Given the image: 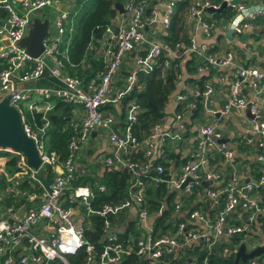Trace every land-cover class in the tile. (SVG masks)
Here are the masks:
<instances>
[{
    "label": "built area",
    "instance_id": "2783aa9c",
    "mask_svg": "<svg viewBox=\"0 0 264 264\" xmlns=\"http://www.w3.org/2000/svg\"><path fill=\"white\" fill-rule=\"evenodd\" d=\"M17 1L19 13L15 12L10 0H0L3 12L0 16V99L7 96L9 105L20 113L24 131L33 140L41 164L37 170H32L20 153L0 148V154L6 152L16 156L17 171L8 178L10 184L15 185L25 177L28 186L35 190L26 198L31 203L20 217L15 215L14 208L0 207V264L14 261L16 264L28 261L32 264H68L67 256L75 255L80 249L85 255L82 264H126L130 259L134 260L130 264H207L208 256L214 252L226 257L240 244L246 252L264 245V151L249 154L247 149L240 150L252 146L255 150L264 148V52L256 49L257 44L264 46V38L254 40L252 35L253 21H264V12L245 16L238 30L229 29L231 21L242 15V10L256 6L264 8L263 0H189L183 15L186 41L177 40L171 46L163 37L167 35L174 3L180 0L155 3L124 0L123 11L112 24L105 26L99 40V43L102 39L105 42L98 48L103 70L97 73L96 79L85 83L63 71L62 58L66 60V49L59 52L58 45L68 12L62 10L56 16L57 35L52 39L44 36L43 51L30 57L19 41L26 35L28 21L34 12L53 6L55 0ZM222 3L230 15L212 17L221 12L217 9ZM206 9L211 11L206 12ZM155 24L159 26L162 41L148 33ZM215 34L217 38H214ZM139 51L142 55H138ZM127 56L133 68L126 72L124 86L111 93L112 79ZM191 56L195 60L194 75L183 69L184 61ZM255 56L258 65L253 64ZM159 57H162L161 77L164 70L176 73L180 68V73L175 76L178 88L169 98L176 109L173 125L176 124L179 130L186 129L181 109H196L195 99L207 116L206 121L196 127L192 151L179 158L181 162L176 166L166 159H163L166 167L154 164L158 156L162 158V147L170 136L161 132L160 123L154 124L140 139L132 135L130 125L141 111L134 99L127 100L123 106L125 121L119 130L113 129L114 115L104 107L105 104L120 107V100L132 87L138 91L136 71L159 66ZM217 69L225 70L224 75L216 73ZM45 72L57 83L29 85L42 78ZM201 74L206 75V80L201 88L193 85L189 92L191 100L186 102L188 95L182 82ZM214 82L227 83L225 99L218 107L212 105L216 93ZM245 90L249 92V98L243 95ZM55 101L80 108V113L72 109L68 121L72 135L66 144V157L60 164L57 153L44 146L45 132L50 124L48 114ZM19 103L25 107V113ZM34 114L38 115L39 123L35 122ZM231 114L244 116L248 124L238 142L225 139L231 131L225 129L223 119ZM91 132L104 133L109 144L110 154L103 156V165L126 171L129 175L125 196L117 202L97 207L90 204L93 198L90 184H72L87 174L84 166L76 165L75 158ZM153 142L154 146L160 145L154 159L150 155ZM139 152L143 160L135 157ZM243 158H252L258 167L256 177L239 182L236 171L243 164H238ZM4 160L5 157L0 155V173L4 171ZM209 163L213 164L212 168ZM46 165L51 169L58 168L49 181L38 176ZM145 178L155 185L163 184L177 197L169 210L159 207V215L163 208L167 209L161 224H157L156 219L145 232L119 239L111 231L110 217L113 219L132 209L138 226L146 224L150 218L142 181ZM204 182L207 185L202 187ZM96 188L98 192L104 191L102 184H96ZM205 202L210 204L211 214L203 208ZM81 208L84 214L80 213ZM94 216L102 219L99 241L103 244L99 251L85 238V231L93 229ZM256 221L257 231L254 230ZM234 236L237 241L232 244L230 240ZM221 244L225 245L217 251ZM16 249L19 251L15 252ZM200 254L202 259L198 262ZM241 264H264V255Z\"/></svg>",
    "mask_w": 264,
    "mask_h": 264
},
{
    "label": "trees",
    "instance_id": "16d2710c",
    "mask_svg": "<svg viewBox=\"0 0 264 264\" xmlns=\"http://www.w3.org/2000/svg\"><path fill=\"white\" fill-rule=\"evenodd\" d=\"M188 1L189 0H180L174 3L167 35L163 37L166 44L170 46L177 40L186 41L187 31L183 27V15ZM213 1L219 2L220 0ZM116 2L122 4L124 0H85V2L79 6L78 10L75 11L72 25L64 26L58 49L59 52L66 49V60L62 58L63 71L66 74L75 76L85 83L89 79H96L97 73L103 70V61L98 51V44L99 40L102 38L105 26L112 24L113 20L117 17L118 13L114 8ZM220 11L219 13H214L212 17L219 18L230 15V11L227 8H223ZM138 55H142V51H139ZM194 61V57L191 56L183 63V69L189 75H194ZM161 62L162 57H159L157 60L159 66H152L148 71H136L137 82L140 89L136 91L135 88L132 87L119 103V108L122 112L126 101L134 99L141 110L140 113L137 114L135 122L130 125L131 133L136 139L145 136L154 124L160 123L164 116V110L168 99L176 91L177 81L175 76L177 73H180V68L176 70V73H173L171 70H164V75L161 77ZM212 71L213 70L210 72ZM206 78L205 74H201L196 78L191 76L188 78V82L193 85L196 84L201 88ZM39 80L42 83L46 82V80H41V78ZM181 105L182 104L178 105V110ZM195 106L196 109L199 106L201 107L197 99H195ZM74 107L75 106L70 104L55 101L52 110L48 114L50 124L45 132L44 146L48 151L53 150L57 153L58 163H61L67 154L66 144L72 135V131L68 126V121ZM104 107L112 109L108 104H105ZM33 118L36 123H39L37 114H34ZM0 155L5 157L2 163L4 171L0 173V207L13 208L20 205H27L28 203L22 195V192H28L30 190L25 181V177L21 182L15 185L8 182L9 176L12 177L14 172L17 171L15 166L16 156L6 152ZM135 157L141 160L144 159L141 152L135 154ZM154 161V164L159 163L163 167L167 165L160 157ZM44 171L46 175L43 179L49 181L52 178L50 166L46 165ZM128 179L129 175L126 171L116 168L104 169L100 178L97 179V184H102L104 186V191L98 192L96 185L95 188L91 187L93 189V198L90 202L91 206L97 207L104 203H114L121 200L126 194ZM80 180L84 183L89 182L90 184L94 181L87 176L79 178L77 182ZM148 180L149 179H144V181ZM9 187L11 190H8ZM145 197L147 207L152 213L158 211L162 202L167 209H169L172 192L167 190L163 184L153 186L152 183L149 182L145 188ZM166 212L165 210L161 212L157 224L162 223L167 214ZM110 219L112 220V217H110ZM92 222L93 229L91 231H85V238L89 243L94 245L97 251H99L103 244V241H99L102 234V219L98 216H94L92 217ZM119 239H122V236H120ZM230 241L232 244H235L237 238L234 236ZM224 245L225 244L219 245L217 251L224 247ZM84 256L83 250L80 249L75 255L67 256L66 261L68 264H82ZM197 258L198 262H200L202 255H198ZM232 260V253H229L226 257H221L217 252H214L208 256L207 264H232ZM133 262L134 260L130 259L126 264Z\"/></svg>",
    "mask_w": 264,
    "mask_h": 264
},
{
    "label": "crops",
    "instance_id": "0c3cea01",
    "mask_svg": "<svg viewBox=\"0 0 264 264\" xmlns=\"http://www.w3.org/2000/svg\"><path fill=\"white\" fill-rule=\"evenodd\" d=\"M149 1H150V3H155L158 0H149ZM73 6H74V0H55L53 6L51 8L54 11L58 12V11H62L63 9H68L70 7H73ZM38 14H39V12H34L32 17H38L40 19H45V18L39 17ZM152 31L148 30V33L150 32L154 38H157V40L162 41V38L159 34V26L156 24L153 25ZM252 35H253L254 40L261 38V37L264 38V21L262 19H257L255 21H253ZM214 38H217L216 34H215ZM104 43L105 42L102 39L100 41V45L104 44ZM98 47H100V46H98ZM256 49L258 52H261V51L264 52V46H259L257 44ZM252 61H253L254 65H258L257 56L253 57ZM131 68H133V65H132V62L130 60V57L127 56L124 59V61L122 62L117 73L114 75V77L112 79L111 88H110L111 93L115 92L116 90H118L119 88H122L124 86L123 78H124L126 72L128 70H130ZM224 71L225 70L217 69L216 73L220 72L221 75H224ZM212 72H214V71H212ZM225 78L228 79L227 76H225ZM41 80H46V82L42 83V82H40V80H36L34 82H37L40 85H44V84L45 85H52L53 83H57L56 80H54L52 77H50L47 72L44 73ZM182 83L184 84L183 88H185L184 92H186L188 95L187 100H186V102H188L191 100V98L189 97V92H190V89L193 87V84L192 83L190 84L188 82V78H186L185 81H183ZM214 83H215L216 93L213 97V104L212 105H213V107H218L225 99L227 83L226 82H223V84H221L219 82H214ZM35 86H37V84ZM177 88H178V84L176 85V90H177ZM243 95H245L246 97L249 98V92L247 90H245L243 92ZM74 109L76 112L80 113V108L78 106H75ZM110 110L113 113L114 118H115V122L113 123V129L114 130L121 129L123 126V123L125 121L124 111L121 112L119 107H117V108L112 107V109H110ZM175 110L176 109L173 108L172 100L168 99V102H167L165 110H164V116L160 121L161 132H167L170 135V136H168L166 144H164V146L162 147V149L165 151V152L163 151L162 159L168 160L174 166L180 164L179 162H181V161L179 160V158H182L183 156H187L188 154H190V152L192 151V148H193L192 143H193V139H194L195 134H196V130H197L196 127L199 124H202L207 119V116H206L204 121L199 122L196 125L194 120H195L196 115H197V109H194V110L186 109V108L181 109V113L183 114V116H182L183 122L186 126V129L185 130H179L177 128L176 124L173 125L174 121H173L172 117H173ZM223 122H224L225 129L227 131H231L230 136L228 138L225 137V139H229V140H227L228 142H230V141L238 142L239 136L246 129L245 127L248 126L247 121L244 118V116H239L238 114H231L230 116L225 118V120L223 119ZM98 136H99L98 132L96 134L95 133L91 134L88 138V141L81 148V150L77 153V156L75 158L76 165L84 166L86 171H87V174L83 177L87 176L89 178H92L94 180V181H92V184H95V185L97 184V179L100 178V175L103 172V170L106 169V167L102 163V158L104 155L110 154V148H109L108 142L106 141V138L103 136V137H100L97 139ZM92 142L98 143L97 149L94 151H92V148H91ZM159 146H160L159 144H158V146L156 144L154 146V142H153V147L151 148V151H150V155H151V157H153V159L158 156L157 151H159V149H158ZM246 149H247V152L249 154H252L255 151H261V152L264 151V148L260 149V150L259 149L255 150L254 146L249 147V148H243L240 150H246ZM243 159L244 160H242V161L240 160L238 163L239 165L241 162L243 164L241 166H239V168L236 171L237 172V178H238L239 182H244L248 179L256 177V171H257L256 168L258 167L257 164L254 163V160H252V158L251 159L243 158ZM209 166H210V168H212L213 164L209 163ZM56 168L51 169V173H52L51 177H53L54 174L56 173ZM219 170L222 171L221 169H219ZM43 171L41 170V172H39L40 174H38V176L45 178L46 174ZM17 179H19V178H17ZM78 179L79 178L74 180L77 184H78V182H77ZM145 179H147V178H145ZM142 181L144 182L143 186H144V192H145V188H146L147 184L150 182V180H148V181L142 180ZM8 182L11 183L10 180H8ZM86 183L88 185L90 184L89 182H86ZM92 184H90V187ZM152 185L154 186L155 184L152 183ZM204 186H206V185H203L202 187H204ZM24 192H25V194L24 195L22 194V195L24 196V199L28 204L13 207L14 213L17 217H20L22 215V213L24 212V210L26 209V206L30 205L31 202L29 200H26V198L30 197L31 194L35 192V190L33 188H30V190L28 192H26V191H24ZM173 193L174 192H172V199L170 200V206H172L174 199L177 197V195H175ZM191 202L193 203V201H191ZM207 203L206 202L203 203L202 206L205 209V211L207 210L208 214H211L212 212L209 211V209L211 210V206H210V204L208 205ZM65 206H81V205L65 204ZM161 206L166 207L163 204V202L161 203ZM204 206H207V207H204ZM164 210L166 211L167 209L163 208L161 210V212ZM157 213H158V211L152 212L150 215V218L148 219L146 224H141L140 226H138L136 224L135 212L132 209H127V210L121 212V214L119 216L113 217V219L111 220V223H112L111 224V226H112L111 231H113L118 237L122 236V238H126L130 235L137 233V232H145V230L148 227L152 226L154 221L156 219H158L159 214H157ZM258 220L260 221V218ZM257 225H258V222L256 221V223L254 224V226H255L254 230L255 231L258 230ZM18 251H19V249H16L15 252H18ZM9 264H16V263L14 261V262L9 263ZM25 264H32V263L28 261Z\"/></svg>",
    "mask_w": 264,
    "mask_h": 264
},
{
    "label": "water",
    "instance_id": "95a60500",
    "mask_svg": "<svg viewBox=\"0 0 264 264\" xmlns=\"http://www.w3.org/2000/svg\"><path fill=\"white\" fill-rule=\"evenodd\" d=\"M223 7L224 4L222 3L217 11L219 12ZM114 8L118 14L123 11L122 4L119 2L114 4ZM207 11L210 12L211 10L207 9ZM2 13L0 8V16ZM28 24L27 33L19 41V45L24 48L27 55L36 57L43 51L42 38L47 33L48 21L47 19L32 17ZM93 133L91 132V134ZM0 148L20 153L24 157L26 165L32 170H37L40 167L41 162L35 144L24 131L20 113L15 107L9 105L7 96L0 99ZM203 185H207V183L204 182ZM7 221L10 222V219ZM262 255H264V245L256 246L246 252L244 246L240 244L233 252L232 264H241Z\"/></svg>",
    "mask_w": 264,
    "mask_h": 264
},
{
    "label": "rangeland",
    "instance_id": "374dc122",
    "mask_svg": "<svg viewBox=\"0 0 264 264\" xmlns=\"http://www.w3.org/2000/svg\"><path fill=\"white\" fill-rule=\"evenodd\" d=\"M85 2V0H74V6L73 7H70L68 9H63V10H66L68 12V15L66 17V19L63 20V27L65 25H72V21H73V18H74V15H75V11L78 10L79 6L81 4H83ZM10 4L11 6L13 7V9L15 10L16 13H19L21 10L18 8V1L17 0H10ZM52 7V6H51ZM51 7L49 6H46V7H43L40 12H39V17L41 18H45L47 19L48 21V29H47V33L45 34V36L48 38V39H52L54 38L57 34H56V29L54 27V19L56 18V16H58V14L61 12V11H54ZM206 12H209L207 11V9L205 10ZM2 18H0L1 20ZM54 34V35H53ZM53 35V36H52ZM99 46H100V43H99ZM47 63L50 64L49 60H47ZM40 85L39 83L37 82H31L29 83V85ZM19 105L21 106V110L25 113V107L22 106L20 103ZM206 118L204 112L202 111L201 107L199 106L197 108V115H196V118H195V124L197 125L199 122H202L204 121V119ZM98 138L100 137H103L104 136V133L102 132H98ZM96 139V140H97ZM88 141V139H86L85 143ZM91 148H92V151L96 150L97 149V145L98 143L96 142H92L91 143ZM102 156V155H101ZM98 157V156H97ZM42 167V166H41ZM22 178V176H21ZM82 181L80 180L78 182V184H81ZM72 184H77L76 182H72ZM92 188H95V184H92L91 185ZM81 214H84V210L81 208Z\"/></svg>",
    "mask_w": 264,
    "mask_h": 264
},
{
    "label": "clouds",
    "instance_id": "9594fccd",
    "mask_svg": "<svg viewBox=\"0 0 264 264\" xmlns=\"http://www.w3.org/2000/svg\"><path fill=\"white\" fill-rule=\"evenodd\" d=\"M264 12V8H261L259 6H256L252 9H244L242 10V15H238L236 18H234L230 25H229V29L230 30H238V25L240 23V21L245 17V16H250L253 14H257V13H261Z\"/></svg>",
    "mask_w": 264,
    "mask_h": 264
}]
</instances>
